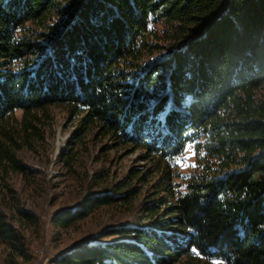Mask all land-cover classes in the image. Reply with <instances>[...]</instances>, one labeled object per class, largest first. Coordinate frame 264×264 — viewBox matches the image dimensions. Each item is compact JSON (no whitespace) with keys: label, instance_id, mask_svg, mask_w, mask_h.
<instances>
[{"label":"trees","instance_id":"obj_1","mask_svg":"<svg viewBox=\"0 0 264 264\" xmlns=\"http://www.w3.org/2000/svg\"><path fill=\"white\" fill-rule=\"evenodd\" d=\"M57 113L74 128L57 162L78 201L52 224L67 231L104 210L137 217L54 264H264V0H0L10 264L30 260L22 234L38 232L48 184L21 155L46 148ZM97 143L138 151L147 167L119 180L94 170Z\"/></svg>","mask_w":264,"mask_h":264},{"label":"rangeland","instance_id":"obj_2","mask_svg":"<svg viewBox=\"0 0 264 264\" xmlns=\"http://www.w3.org/2000/svg\"><path fill=\"white\" fill-rule=\"evenodd\" d=\"M63 113H57L46 148L37 154L24 153L21 155L25 164L44 173L48 181L46 191L36 200L37 213L40 218L38 232H24L23 239L27 247L30 260L24 261L14 258L11 264H54L60 253L83 242H93L104 229L129 224L136 219V215H116L104 210L80 222L77 228L67 231L57 229L53 224V217L61 210L73 206L78 201L74 193L66 188L69 181L63 169L59 166L57 158L67 147L74 128ZM105 143H97L90 155L94 170L101 167L110 168L118 174L117 180L132 168H145L147 164L140 152H131L130 148L103 153ZM102 151V152H101ZM103 153V154H102ZM109 163V164H108ZM179 169L184 173L193 167V151L189 147L178 161ZM19 180L14 181V187L20 189ZM110 238L106 239L109 240ZM0 264H10L8 251L0 244Z\"/></svg>","mask_w":264,"mask_h":264}]
</instances>
